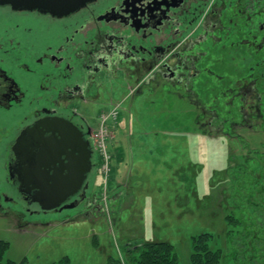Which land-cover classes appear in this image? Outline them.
Listing matches in <instances>:
<instances>
[{
	"label": "rangeland",
	"instance_id": "374dc122",
	"mask_svg": "<svg viewBox=\"0 0 264 264\" xmlns=\"http://www.w3.org/2000/svg\"><path fill=\"white\" fill-rule=\"evenodd\" d=\"M256 4L264 7V0ZM258 18L264 25L261 12ZM230 45L214 44L210 49L203 64L212 74L197 81L194 91L199 95L189 92L184 82L174 86L159 81L151 91L146 88L143 96L132 97L125 84L109 81L112 104H76L96 128L101 112L119 103L107 143L110 171L106 177L99 168L93 171L89 188V196L100 200V213L93 209L91 214H79L82 207L77 206L33 215L30 222L28 211L9 203L10 211L0 214V240L8 243L4 259L17 264H51L62 259L60 264H127L129 246L167 240L175 246L179 264H190V237L209 232L212 247L224 250L225 264H244L232 258L236 250L225 236L220 201L223 191L232 186L225 170L238 164L231 155L238 157L239 164L246 158V170L255 174L264 170V114L254 109L256 92L244 103L239 98L229 103L230 95L225 94L241 76L243 80L250 74V66L257 67L256 73L264 70L255 64L251 49ZM207 47L201 50L206 52ZM213 95L226 107L219 112H226L237 125L226 121L222 127L216 123L206 127L210 117H217L208 110L213 108ZM254 151L263 154L252 158ZM5 158L0 157V181L8 173ZM263 186L264 179L257 193ZM256 195L253 202L264 206V193Z\"/></svg>",
	"mask_w": 264,
	"mask_h": 264
},
{
	"label": "flooded vegetation",
	"instance_id": "af4514ba",
	"mask_svg": "<svg viewBox=\"0 0 264 264\" xmlns=\"http://www.w3.org/2000/svg\"><path fill=\"white\" fill-rule=\"evenodd\" d=\"M256 1L93 0L61 16L0 4V157H8V173L0 181V214L10 211L9 203L28 211L30 222L33 215L62 211L41 210L29 195L20 193L16 175L11 178L9 174V167L15 164L17 138L40 120L55 117L75 125L91 150L92 177L88 174L83 183L87 188L65 203L78 202L75 207H82L79 214H91L93 209L100 213V200L89 196L93 171L98 169V153L92 142L95 127L76 104H112L109 81L125 84L132 97L143 96L159 81L174 86L184 82L189 92L199 95L194 89L201 76L211 75L203 61L214 44L261 49L263 42L258 35L264 25L259 24L258 15L264 7ZM203 45H208V51L201 50ZM256 70L250 67L249 84L247 75L243 80L241 76L233 83L234 89L224 94L230 95L229 103L238 98L242 103L256 92L254 109L263 115L264 97L258 89L263 73ZM218 97L213 95V108L208 109L217 117H210L206 127L213 128L214 123L222 127L226 121L237 125L239 122L226 112H219L224 105L218 104Z\"/></svg>",
	"mask_w": 264,
	"mask_h": 264
},
{
	"label": "water",
	"instance_id": "95a60500",
	"mask_svg": "<svg viewBox=\"0 0 264 264\" xmlns=\"http://www.w3.org/2000/svg\"><path fill=\"white\" fill-rule=\"evenodd\" d=\"M90 1L93 0H0V4L61 16ZM89 144L69 120H40L17 138L10 177L16 175L20 193L29 195L43 211L74 208L78 202H65L87 188L83 183L92 170Z\"/></svg>",
	"mask_w": 264,
	"mask_h": 264
},
{
	"label": "trees",
	"instance_id": "16d2710c",
	"mask_svg": "<svg viewBox=\"0 0 264 264\" xmlns=\"http://www.w3.org/2000/svg\"><path fill=\"white\" fill-rule=\"evenodd\" d=\"M252 14L254 16V12ZM259 37L262 38L263 42L259 52L252 47L254 45L250 46L255 57V64L259 63L264 70V30L259 33ZM230 46L236 48L239 44L234 43ZM259 79L261 82L258 84V89L264 97V86L261 87L264 85V71L262 76L259 75ZM253 154V157H248H258L263 153L254 151ZM230 158L237 160L238 164L225 170V175L231 179L232 186L227 192L223 191L220 210L225 225V236L229 238L233 250H236L232 258L236 262L243 261L244 264H264V206L261 204L259 206L257 202H253L256 194L262 196L264 193V186L262 192L257 193L263 183L264 170L255 174L253 170L245 169L246 158L243 164H239L236 156L232 157L231 155ZM251 182H254V185L247 186ZM212 238L213 235L209 232H202L190 237V264H225L228 261L224 258L222 248L212 247ZM7 249L8 243L0 240V264H17L14 260L4 259ZM127 250L130 255L127 264H179L176 248L167 240L142 241L140 244L129 246ZM62 261L63 259L58 263L51 264H60Z\"/></svg>",
	"mask_w": 264,
	"mask_h": 264
},
{
	"label": "built area",
	"instance_id": "2783aa9c",
	"mask_svg": "<svg viewBox=\"0 0 264 264\" xmlns=\"http://www.w3.org/2000/svg\"><path fill=\"white\" fill-rule=\"evenodd\" d=\"M117 117V106L109 112H102L99 116V122L93 131L92 140L96 151L100 156V170L106 176L110 170V155L107 149L108 140L111 138V123Z\"/></svg>",
	"mask_w": 264,
	"mask_h": 264
},
{
	"label": "crops",
	"instance_id": "0c3cea01",
	"mask_svg": "<svg viewBox=\"0 0 264 264\" xmlns=\"http://www.w3.org/2000/svg\"><path fill=\"white\" fill-rule=\"evenodd\" d=\"M128 182H129V181H128ZM128 182H127V183H128ZM127 183H126V184H127ZM122 187H123V186H122Z\"/></svg>",
	"mask_w": 264,
	"mask_h": 264
}]
</instances>
